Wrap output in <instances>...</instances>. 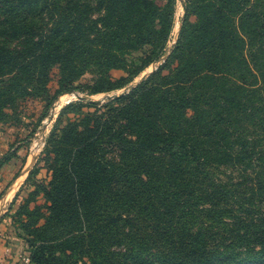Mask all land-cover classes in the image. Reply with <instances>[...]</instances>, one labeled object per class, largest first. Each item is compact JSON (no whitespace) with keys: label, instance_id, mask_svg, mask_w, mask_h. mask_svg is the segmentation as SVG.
Here are the masks:
<instances>
[{"label":"trees","instance_id":"obj_1","mask_svg":"<svg viewBox=\"0 0 264 264\" xmlns=\"http://www.w3.org/2000/svg\"><path fill=\"white\" fill-rule=\"evenodd\" d=\"M185 4L168 50L177 0H0V123L169 51L61 109L0 219L30 264H264V0Z\"/></svg>","mask_w":264,"mask_h":264},{"label":"rangeland","instance_id":"obj_2","mask_svg":"<svg viewBox=\"0 0 264 264\" xmlns=\"http://www.w3.org/2000/svg\"><path fill=\"white\" fill-rule=\"evenodd\" d=\"M184 4L185 0H177L175 25L168 50L175 45L179 37L186 16ZM168 55L169 51L160 61L152 64L151 67L127 87L133 86L135 88L142 80L147 79L149 75L165 62ZM111 74L117 78L125 76L123 71H112ZM90 79L91 76L88 75L80 83H87ZM55 80L50 85L52 94L57 89ZM126 88L95 96H89L81 91L64 94L48 110H46L42 99H29L19 104L15 109H10L7 112L8 118L6 122L0 123V159L5 155L12 156L13 158L0 169V219L7 215L10 209L12 210L9 214L14 213L18 206L28 198L32 188L30 185H25V181L42 155L46 141L57 122L61 109L71 102H85L79 100L77 95L90 97L94 102L105 104L110 102L105 100L107 96L122 94ZM61 97H63L62 100H60ZM45 113L46 116H44ZM41 167H43V163H41ZM48 177V172L42 169L39 178L48 179ZM10 193L12 195L8 197ZM17 194L19 197L16 204H12ZM39 203H43L42 198H39ZM11 223L9 217L0 222V264H30V262H27V259H30L31 255L30 249L25 241L17 236V232Z\"/></svg>","mask_w":264,"mask_h":264},{"label":"water","instance_id":"obj_3","mask_svg":"<svg viewBox=\"0 0 264 264\" xmlns=\"http://www.w3.org/2000/svg\"><path fill=\"white\" fill-rule=\"evenodd\" d=\"M184 10H185V12H186V4H184ZM143 81V80H142ZM133 86H129V87H127L126 89H125V91L122 93V94H119V95H114V96H107L106 98H105V100H108V101H112V100H116V99H118L119 97H121V96H123L124 94H126V93H128L130 90H132L133 88H132ZM78 96V98H79V100H81V101H85V102H88V103H98V102H94L90 97H86V96H81V95H77ZM25 173V172H24ZM23 173V174H24ZM20 178V177H19ZM18 178V179H19Z\"/></svg>","mask_w":264,"mask_h":264},{"label":"bare ground","instance_id":"obj_4","mask_svg":"<svg viewBox=\"0 0 264 264\" xmlns=\"http://www.w3.org/2000/svg\"><path fill=\"white\" fill-rule=\"evenodd\" d=\"M62 98H63V97H61L60 100H62ZM64 98H65V97H64ZM26 175H27V174H26ZM22 177H24V176H22ZM13 194H14V192H13ZM11 195H12V193L9 194V197H10ZM7 198H8V197H7ZM0 211H1V207H0Z\"/></svg>","mask_w":264,"mask_h":264},{"label":"built area","instance_id":"obj_5","mask_svg":"<svg viewBox=\"0 0 264 264\" xmlns=\"http://www.w3.org/2000/svg\"><path fill=\"white\" fill-rule=\"evenodd\" d=\"M27 262L29 263L30 262V259H27Z\"/></svg>","mask_w":264,"mask_h":264},{"label":"crops","instance_id":"obj_6","mask_svg":"<svg viewBox=\"0 0 264 264\" xmlns=\"http://www.w3.org/2000/svg\"><path fill=\"white\" fill-rule=\"evenodd\" d=\"M9 197V196H8Z\"/></svg>","mask_w":264,"mask_h":264}]
</instances>
